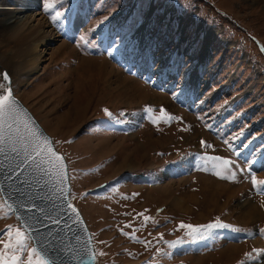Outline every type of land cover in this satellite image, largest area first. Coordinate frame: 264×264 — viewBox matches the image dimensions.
<instances>
[{"label": "rangeland", "instance_id": "rangeland-1", "mask_svg": "<svg viewBox=\"0 0 264 264\" xmlns=\"http://www.w3.org/2000/svg\"><path fill=\"white\" fill-rule=\"evenodd\" d=\"M49 3L46 10L41 0L42 11L73 52L56 56L24 87L9 75L14 96L66 160L70 200L97 264H262L264 220L238 224L234 206H264V0ZM102 62L169 106L126 100L97 66L84 65ZM74 104L81 116L67 119ZM193 128L203 137L192 142ZM140 145L143 152L132 154ZM247 166L256 186L243 177ZM203 177L241 191L235 200L206 203ZM217 222L228 227L207 228ZM17 229L27 264L31 240L0 197V250L9 231L15 242Z\"/></svg>", "mask_w": 264, "mask_h": 264}, {"label": "bare ground", "instance_id": "bare-ground-1", "mask_svg": "<svg viewBox=\"0 0 264 264\" xmlns=\"http://www.w3.org/2000/svg\"><path fill=\"white\" fill-rule=\"evenodd\" d=\"M40 3L41 0H0V71L4 70L7 73L10 78L11 86L12 78L9 73L16 82L21 83V87H24L35 79L42 70L49 68L48 63L56 56L64 54V51L67 50L73 52V49L64 41L60 40L57 33L54 32V27L44 15ZM56 45L58 46L55 47L54 50L53 47ZM80 62L97 61L83 59ZM84 65H86V67L97 66L98 70L101 71L96 72L101 76L103 83L107 84L111 89H115L116 93L124 95L126 100L131 99L132 102L137 101L138 104L145 102H151V104L153 103L154 105L167 103L169 106L170 104L165 97L144 89L134 79L127 77L116 68L109 66L107 62H102L100 65L91 63H84ZM83 69H85V67H83ZM102 70L109 71L103 75ZM112 77L115 79H112ZM113 86L115 87L113 88ZM3 91H1L0 94L3 93ZM80 108L81 106L79 107L77 104H74L73 107L70 108L66 118L71 119L73 116L78 117L81 113H79ZM172 108L171 106L170 109ZM176 112H180V110H176ZM186 121L194 124V120L190 116H187ZM193 133H195L193 136L187 137L188 141L193 142L203 137L198 134L194 128ZM139 147L142 148L141 145L136 149L134 148L132 154L143 152ZM201 180V189L206 203L212 201L218 204V202L220 203L221 197L224 198L225 202L235 200L237 193L241 191L240 188L219 183L208 177H203ZM166 188L170 190V184L168 186L165 185L164 189ZM234 209L236 213L235 221L238 222V224H252L253 222L264 220V206H259L252 200L236 204ZM233 247L237 246L235 245L232 246V248ZM223 253L230 255V253L227 254L226 251ZM262 264H264V259L262 260Z\"/></svg>", "mask_w": 264, "mask_h": 264}, {"label": "water", "instance_id": "water-1", "mask_svg": "<svg viewBox=\"0 0 264 264\" xmlns=\"http://www.w3.org/2000/svg\"><path fill=\"white\" fill-rule=\"evenodd\" d=\"M4 73L6 72H1V77L6 85L5 89H11L12 96L20 108L35 122L36 127L51 142L50 146L62 159L55 162L60 165L55 170L48 164L32 165L23 171L19 180L0 186V197L17 218L23 232L30 238L32 248H39L41 245L54 246L57 251L53 259L57 264H97L90 231L79 208L70 200L66 160L32 113L14 96L10 78L7 75L8 80L5 81ZM5 89L1 94H6ZM21 203L32 206L33 210L25 212L18 207ZM68 204L76 209V213H72L67 207ZM25 215L29 217L28 223L33 225L32 229H28L23 220L19 219ZM57 219L60 221L58 224L52 223Z\"/></svg>", "mask_w": 264, "mask_h": 264}, {"label": "snow or ice", "instance_id": "snow-or-ice-1", "mask_svg": "<svg viewBox=\"0 0 264 264\" xmlns=\"http://www.w3.org/2000/svg\"><path fill=\"white\" fill-rule=\"evenodd\" d=\"M45 5L46 10L51 7L49 0H45ZM61 15L57 11L52 19L56 21ZM3 79L5 81L8 80L7 73L3 74ZM3 87L4 85H0V88ZM5 92L6 94H0V186L10 181L19 180L23 171H26L34 164L52 165V170H55L60 166L55 162L62 159L50 146L51 142L36 127L35 122L20 108L18 102L12 96L11 89L6 88ZM161 112L163 115V110ZM169 119L172 118L170 117ZM210 159L219 161L226 167L231 164V161L221 157H211ZM21 183H24V181H21ZM252 183L256 186L257 181L253 178ZM9 207L15 206L9 205ZM18 207L25 210V212L33 210L32 206H27L23 203ZM67 207L71 209L72 213H76V209L71 204H68ZM19 219L23 220L24 225L28 229L33 228V225L28 223L29 217L26 215L19 217ZM145 219L150 218L146 217ZM59 222V219L52 221L54 224ZM179 227L188 228L192 233L200 232V228L192 225L181 223ZM214 227L227 228L228 226L219 222L207 226L209 229ZM260 231L264 233V229ZM6 234L9 236V240L3 244V250H0V264H25L22 257L18 254L26 251V245L23 241L24 234L17 229L14 243L11 231ZM3 235L0 234V240L3 239ZM56 251L57 249L54 246L45 247L41 245L39 248H32L27 251V264H57V261L53 259ZM34 257L35 260L33 259Z\"/></svg>", "mask_w": 264, "mask_h": 264}, {"label": "crops", "instance_id": "crops-1", "mask_svg": "<svg viewBox=\"0 0 264 264\" xmlns=\"http://www.w3.org/2000/svg\"><path fill=\"white\" fill-rule=\"evenodd\" d=\"M180 110V109H179ZM213 137V136H212ZM206 138V137H205ZM214 138V137H213ZM207 139H210V137H207ZM219 154H221V153H219ZM258 167H260V166H258Z\"/></svg>", "mask_w": 264, "mask_h": 264}]
</instances>
